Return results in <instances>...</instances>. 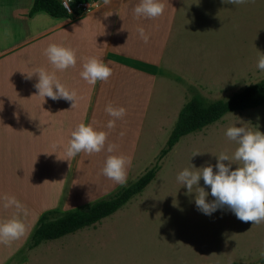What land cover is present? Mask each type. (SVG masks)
Here are the masks:
<instances>
[{
	"label": "rangeland",
	"instance_id": "374dc122",
	"mask_svg": "<svg viewBox=\"0 0 264 264\" xmlns=\"http://www.w3.org/2000/svg\"><path fill=\"white\" fill-rule=\"evenodd\" d=\"M179 7L178 16L184 12L190 24L181 31L175 24L153 105L145 119L142 153L130 158L123 185L156 163L178 112L193 92L209 101L225 99L264 79V71L257 68L258 51L264 54V0L240 5L221 0H181ZM231 126L264 134V106L226 114L182 137L159 161L160 170L150 184L115 213L91 227L43 241L33 250L18 254L21 249L6 264H246L262 257L264 222H241L227 206L205 215L194 202L196 187L204 188L209 193L206 201L212 202L210 187L201 178L189 193L177 180L184 169L195 171L191 165L198 169L211 164L215 173L222 152L230 157L222 163H232L230 170H235L238 162L231 157L238 145L225 134ZM48 168L44 165V170L31 173V179L38 181L37 185L31 182L29 191L34 197L33 211L39 210L45 195V191L33 188L45 184ZM108 184L89 183L73 190L68 184L56 210L62 213L82 206L122 186L114 181Z\"/></svg>",
	"mask_w": 264,
	"mask_h": 264
},
{
	"label": "crops",
	"instance_id": "0c3cea01",
	"mask_svg": "<svg viewBox=\"0 0 264 264\" xmlns=\"http://www.w3.org/2000/svg\"><path fill=\"white\" fill-rule=\"evenodd\" d=\"M180 1L158 0L165 8L155 19L134 15L140 0H111L107 5L104 0L90 1L84 13L68 19L45 12L29 16L33 0H0V223L16 216L26 229L20 239L0 243V264L23 248L39 215L56 209L68 184L72 190L89 183L109 185L112 180L101 174L109 155L130 159L142 153L145 119L173 31L190 24L184 12L178 16ZM175 24H179L176 29ZM138 27L149 36L147 43L140 38ZM50 44L75 50L76 66L55 70L44 55ZM85 57L107 63L112 69L107 82L97 81L93 87L80 77ZM38 68L54 73L77 93L74 107L63 99L36 96L38 78L33 73ZM109 103L126 110L112 129L107 123L113 118L105 112ZM80 123L107 133L105 148L91 155L81 152L66 161L64 148ZM108 144L117 145L116 150L109 153ZM44 165L49 167L45 172L48 183L33 188L45 191L39 210L33 211L34 197L29 191L31 182L37 185L38 181L31 179V173L44 170ZM6 196L14 197L22 209H5Z\"/></svg>",
	"mask_w": 264,
	"mask_h": 264
},
{
	"label": "clouds",
	"instance_id": "9594fccd",
	"mask_svg": "<svg viewBox=\"0 0 264 264\" xmlns=\"http://www.w3.org/2000/svg\"><path fill=\"white\" fill-rule=\"evenodd\" d=\"M111 0H104L107 5ZM228 4H245L248 0H221ZM63 7L70 11V0H62ZM165 5L158 0H140L134 8V15L139 18L155 19L164 12ZM137 32L140 38L147 43L149 36L143 27H138ZM257 68L264 71V54L259 51ZM44 55L55 70L64 71L70 67H75L77 57L75 50L57 44H50L45 50ZM37 76L38 82L34 85L38 95L50 98L53 101L65 100L72 102L71 108L75 106L77 93L66 88L56 78L54 73H49L43 68H38L33 73ZM112 75V69L96 57H85L82 64L80 77L89 85L95 86L97 81L107 82ZM32 76H29L31 78ZM105 112L113 119L109 120L107 127H115V121L122 119L126 115L124 108H114L110 103L105 107ZM228 139L235 141L238 145L231 160L237 161L238 166L235 170H230L232 163L226 166L223 161H229L230 157L221 153L217 158L214 173L213 166L208 164L200 168L191 165V171L184 169L178 176V182L191 193L193 186H197L198 181L203 179L204 185L210 187V195L214 198L212 202H207L206 197L209 193L204 188L196 187L198 196H195V205L205 215H211L217 209L227 206L236 218L241 222H252L260 224L264 222V134L260 131H251L245 127L231 126L226 131ZM123 135V133H121ZM107 133L96 131L91 125L78 124L71 132V137L67 146L64 148L66 161L75 158L79 153L86 154L100 153L105 148ZM56 147L55 145L53 146ZM117 145L108 144L107 151L112 153ZM200 154H194V156ZM129 158L124 156L109 155L101 174L108 179L123 185L126 183V165L130 164ZM45 181L44 183H46ZM48 183V182H47ZM4 208L14 206L17 210L22 209V205L14 197H4ZM25 225L19 218H12L0 223V243L9 244L20 239L25 234ZM264 255V253H262Z\"/></svg>",
	"mask_w": 264,
	"mask_h": 264
},
{
	"label": "trees",
	"instance_id": "16d2710c",
	"mask_svg": "<svg viewBox=\"0 0 264 264\" xmlns=\"http://www.w3.org/2000/svg\"><path fill=\"white\" fill-rule=\"evenodd\" d=\"M90 1L96 2L97 0H70V12H68L63 7L61 0H33L29 16L36 12H45L51 17L71 19L82 14L81 10L77 8L78 4ZM261 106H264V79L245 86L225 99L209 101L199 93L193 92L178 112L176 122L157 156L156 163L151 168L135 181L120 186L116 191L103 198L62 213H58L56 209L42 212L24 248L18 254L33 250L43 241L55 240L82 228L91 227L115 213L150 184L160 170L159 161L174 148L182 137L200 131L217 122L226 114ZM246 264H264V255Z\"/></svg>",
	"mask_w": 264,
	"mask_h": 264
},
{
	"label": "built area",
	"instance_id": "2783aa9c",
	"mask_svg": "<svg viewBox=\"0 0 264 264\" xmlns=\"http://www.w3.org/2000/svg\"><path fill=\"white\" fill-rule=\"evenodd\" d=\"M62 5H63V3H62ZM77 8H79L81 10V12L84 13L88 7H87L86 3H80L77 5ZM67 11L70 12L69 10H67Z\"/></svg>",
	"mask_w": 264,
	"mask_h": 264
}]
</instances>
